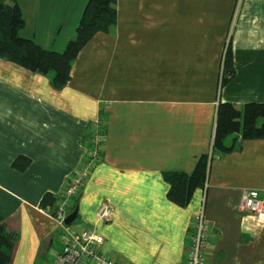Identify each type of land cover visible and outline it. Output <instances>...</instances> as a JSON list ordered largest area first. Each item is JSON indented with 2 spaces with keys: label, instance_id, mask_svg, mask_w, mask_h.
<instances>
[{
  "label": "crops",
  "instance_id": "crops-1",
  "mask_svg": "<svg viewBox=\"0 0 264 264\" xmlns=\"http://www.w3.org/2000/svg\"><path fill=\"white\" fill-rule=\"evenodd\" d=\"M21 35L62 51L87 0H16ZM229 46L234 76L220 85ZM51 75L0 58V216L18 234L10 264H54L58 233L94 229L118 264H183L191 217L211 224L205 264H264V226L237 211L242 188L264 189V137L213 157L204 188L180 207L165 171L190 173L209 151L217 103H264V0H117V21L96 34L60 89ZM101 134L96 165L64 228L39 206L59 195ZM31 162L24 171L11 163ZM107 202L112 218L102 223Z\"/></svg>",
  "mask_w": 264,
  "mask_h": 264
},
{
  "label": "trees",
  "instance_id": "trees-1",
  "mask_svg": "<svg viewBox=\"0 0 264 264\" xmlns=\"http://www.w3.org/2000/svg\"><path fill=\"white\" fill-rule=\"evenodd\" d=\"M117 21V0H87L75 28V36L69 39L62 51L38 44L21 35L25 21L16 0H0V58L27 70L48 74L51 85L60 89L70 78L71 66L79 52L99 33H108ZM235 74L229 46L220 64V85L226 84ZM242 139L264 137V103L249 102L241 108L230 102L217 103L214 127L209 151L201 154L190 173L165 171L163 180L168 184L167 199L185 207L193 192L204 188L211 157L220 156L238 148L237 137L228 143L232 134ZM31 160L18 155L11 163L17 171H24ZM59 195L45 192L39 206L53 214ZM18 234L5 228L0 216V264H10Z\"/></svg>",
  "mask_w": 264,
  "mask_h": 264
},
{
  "label": "built area",
  "instance_id": "built-area-1",
  "mask_svg": "<svg viewBox=\"0 0 264 264\" xmlns=\"http://www.w3.org/2000/svg\"><path fill=\"white\" fill-rule=\"evenodd\" d=\"M101 141V134H92L91 145L82 158L80 167L67 178L65 186L59 194L54 213H49L57 225L62 228L66 226L64 219L72 207V198L77 196L81 186L96 165ZM236 209L250 216L252 229L263 227L264 189L242 188ZM96 217L102 223L109 222L112 218L111 205L107 202L102 203L96 211ZM211 231V224L204 217L203 205H201L191 217L188 233L189 243L183 264H205L206 247ZM58 239L61 245L54 264H118L115 259L101 251L100 245L103 242V237L94 229H87L79 233H68L63 230L58 233Z\"/></svg>",
  "mask_w": 264,
  "mask_h": 264
},
{
  "label": "water",
  "instance_id": "water-1",
  "mask_svg": "<svg viewBox=\"0 0 264 264\" xmlns=\"http://www.w3.org/2000/svg\"><path fill=\"white\" fill-rule=\"evenodd\" d=\"M77 213H78L77 208H75L72 212H70L64 219L65 225H70L76 219Z\"/></svg>",
  "mask_w": 264,
  "mask_h": 264
},
{
  "label": "rangeland",
  "instance_id": "rangeland-1",
  "mask_svg": "<svg viewBox=\"0 0 264 264\" xmlns=\"http://www.w3.org/2000/svg\"><path fill=\"white\" fill-rule=\"evenodd\" d=\"M48 74H49V75H51V72H50V73H48ZM80 189H81V188H80ZM78 198H79V196H78V197L76 196L75 200L77 201V200H78Z\"/></svg>",
  "mask_w": 264,
  "mask_h": 264
}]
</instances>
